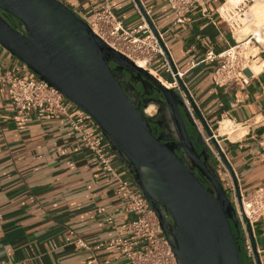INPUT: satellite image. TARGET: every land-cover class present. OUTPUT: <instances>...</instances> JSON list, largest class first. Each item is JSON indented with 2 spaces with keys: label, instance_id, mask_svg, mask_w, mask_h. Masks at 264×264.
I'll return each instance as SVG.
<instances>
[{
  "label": "crops",
  "instance_id": "0c3cea01",
  "mask_svg": "<svg viewBox=\"0 0 264 264\" xmlns=\"http://www.w3.org/2000/svg\"><path fill=\"white\" fill-rule=\"evenodd\" d=\"M61 1L84 20L107 4L127 29L145 21L147 15L204 121L216 134L233 172L234 182L210 143V155L215 154L217 162L214 156L213 161L209 160L219 177V170L223 171L226 192L233 183L242 192L264 188V47L250 59L257 62L260 70L253 73L245 87L235 83L215 85V62L206 59L207 52L218 53L233 45L235 39L240 40L218 14V8L227 0H198L180 21L168 0H138L143 12L135 0ZM156 60L151 69L167 76L169 72L161 67L163 59ZM0 70L32 76L27 66L1 44ZM160 99L162 95L157 99L162 113L156 115L160 109L155 104L157 109L151 112V119L166 132L160 119L167 125L168 112L163 111L166 105ZM189 109L198 132L204 136L202 124L190 106ZM69 116L85 121L88 114L74 106ZM224 119L233 123V129L220 133L218 127ZM116 155L113 165L118 173L135 184L128 162ZM117 187L118 182L81 144L79 132L72 128L67 116L18 112L6 85L0 83V262L94 264V258L97 264L103 260L127 264L115 249L94 248L109 236L127 233L125 223L132 214L127 212ZM99 206L113 217L112 224L98 212ZM250 225L251 239L260 264H264V216ZM76 237L90 247H77L73 243ZM242 251L247 264H256L253 251Z\"/></svg>",
  "mask_w": 264,
  "mask_h": 264
},
{
  "label": "water",
  "instance_id": "95a60500",
  "mask_svg": "<svg viewBox=\"0 0 264 264\" xmlns=\"http://www.w3.org/2000/svg\"><path fill=\"white\" fill-rule=\"evenodd\" d=\"M135 2L142 10L139 1ZM9 16L21 23V29ZM144 18L163 45L147 15ZM0 44L96 121L115 153L126 159L155 209L178 264H243L233 205L210 163L209 147L189 106L234 182L233 172L165 48L174 79L189 105L174 88H167L147 69L108 46L61 0H0ZM124 72L149 80L160 92L169 104L170 125L183 147L152 128L153 120L136 104ZM186 123L193 126L191 135ZM194 166L209 182L207 187ZM144 168L150 172L157 198L146 187ZM247 229L255 263L260 264L249 222Z\"/></svg>",
  "mask_w": 264,
  "mask_h": 264
},
{
  "label": "built area",
  "instance_id": "2783aa9c",
  "mask_svg": "<svg viewBox=\"0 0 264 264\" xmlns=\"http://www.w3.org/2000/svg\"><path fill=\"white\" fill-rule=\"evenodd\" d=\"M197 1L168 0V3L175 10L178 15L177 20L180 21L184 12ZM250 1L252 0H227L218 8L219 16L226 21L231 31H237L243 25L242 20ZM13 21V24H17L21 29V23L15 19ZM85 21L108 46L124 54L135 64L137 59L143 60L147 70H149L148 67L156 63V59L161 57L163 59L161 67L165 68L172 78V81L164 79L168 83L165 86L174 88L184 102L189 105L174 79V74L166 60L159 39L145 21L127 29L107 4L95 9L93 15ZM254 42L260 44L252 33H247L240 40L235 39L233 45L218 53L207 52L206 59L215 62L212 73L215 85L235 83L240 87H245L249 84L254 72L249 69L248 65L250 58L254 55L246 56L244 53L247 50V45L250 46ZM178 75L180 76L179 72ZM0 83L6 85L10 101L18 112L34 111L40 114L67 116L72 128L79 132L81 144L94 154L100 166L118 182L119 197L125 203L127 212L132 214V218L125 223L127 233L109 236L95 244L94 248L115 249L121 257L127 260V264H178L170 238L164 232L155 209L137 183L134 184L120 176L118 169L113 165L117 155L96 121L89 115L85 121L71 118L69 116L70 108L76 105L58 88L38 75L25 77L11 70H0ZM213 134L216 138V134L214 132ZM203 140L210 150L213 149L210 146L209 137L203 136ZM217 159L223 164L220 157ZM227 193L238 222V240L243 250L252 253L247 222L252 224L264 216V188H257L249 192H237L234 185H231ZM97 210L107 223L114 222L113 217L105 211L104 206H99ZM165 218L171 222L168 213L165 214ZM73 243L81 248L90 247L79 237H76ZM91 262L97 264L94 262V258ZM108 262V260H103L98 264H108ZM0 264L9 263L0 262Z\"/></svg>",
  "mask_w": 264,
  "mask_h": 264
},
{
  "label": "bare ground",
  "instance_id": "6f19581e",
  "mask_svg": "<svg viewBox=\"0 0 264 264\" xmlns=\"http://www.w3.org/2000/svg\"><path fill=\"white\" fill-rule=\"evenodd\" d=\"M250 8H251V15L250 16H253L254 19H253V21H250V19H252V17L249 18V19H245L246 20L245 27H243L240 31L236 32V36H237L238 39H241L242 35L246 34V32H244V31H246L245 29L249 27V28H251L252 33L256 36V39L260 43L264 44V36L258 30L259 27H260V22L264 21V0H255L254 4L250 5ZM136 65L145 69L143 60L137 59ZM248 67L254 73H256V72H258L260 70V66H257L256 64L249 65ZM148 71L151 74H155V72L153 70H151V69H149ZM160 80H161L162 83L164 82L163 83L164 85H166V86L168 85V83L164 79L162 80V78H161ZM167 88H169V87H167ZM152 105H150V106L147 105L148 107L144 111L147 114V116L150 117V118H153V114H151V111H152L151 110L152 109L151 106ZM165 105H166V107L168 109V105L169 104L166 101H165ZM160 123L162 124L163 127L167 126L163 122V120H161V119H160ZM232 129H233V123L230 122L228 119H224V120L220 121V124H219V127H218V131L220 133L230 132ZM175 142H176L177 146L183 147L181 145L182 142L178 139V137H177V140ZM183 149H184L183 151L185 152V154L188 156L189 161H191V158H190L189 154L187 153L185 148H183ZM144 176H145V183H146L147 189L152 194V196L157 198L156 188H154L152 186V179H151V176H150V172L146 168H144Z\"/></svg>",
  "mask_w": 264,
  "mask_h": 264
},
{
  "label": "flooded vegetation",
  "instance_id": "af4514ba",
  "mask_svg": "<svg viewBox=\"0 0 264 264\" xmlns=\"http://www.w3.org/2000/svg\"><path fill=\"white\" fill-rule=\"evenodd\" d=\"M111 66H113V63H111ZM124 76L126 77L127 83H128V87L133 95V98L136 102V104L142 109V105H148L150 103L152 104H157L159 107V111H157L156 115L158 113H162V109H161V103L159 102V100H157L160 96V92L157 91L156 87L147 79H144L143 77L140 78L138 75H134L131 76L129 73L124 72L123 73ZM126 83V84H127ZM163 111L165 112L168 109L166 107L162 106ZM167 128H165L166 132L168 133L167 136L169 135V140H173L176 141L177 137L174 134V131L170 125V121L171 119L169 118V114L167 113ZM156 121V120H155ZM153 121L151 122V126L152 128L156 131L157 134H161L163 136V128L161 127V125L159 123H157L158 121ZM187 125V123H186ZM187 127V126H186ZM178 154H180L178 152ZM184 156L186 159H188V156L185 154L184 152ZM191 162V161H190ZM195 172L198 175V177L200 178V180L203 182V184L207 187L209 185V182L207 181V179L198 171V169L194 166Z\"/></svg>",
  "mask_w": 264,
  "mask_h": 264
},
{
  "label": "rangeland",
  "instance_id": "374dc122",
  "mask_svg": "<svg viewBox=\"0 0 264 264\" xmlns=\"http://www.w3.org/2000/svg\"><path fill=\"white\" fill-rule=\"evenodd\" d=\"M254 2H255V0H252V1H250V3L248 4V6H247V8H246V11H245V15H244V19L242 20L243 21V25H241L240 26V28H238V30L237 31H235V33L236 32H238V31H240L243 27H245V23H246V20L245 19H249V18H251L252 17V19H250V21H253V19H254V17L253 16H250L251 15V8H250V5H252V4H254ZM247 17V18H246ZM245 21V22H244ZM246 31H244V32H246V34L247 33H252V30H251V28H246L245 29ZM251 30V31H250ZM259 31H260V33L264 36V21L263 22H260V27H259V29H258ZM253 34V33H252ZM254 35V34H253ZM236 36V35H235ZM255 36V35H254ZM242 37H244V35H242ZM241 37V38H242ZM256 37V36H255ZM247 45V44H246ZM258 44L256 43V42H254V43H252V44H250V46L249 45H247V50L245 51V55L247 56L248 54H250V55H256V53L260 50V47H264V44H262V43H260L258 46H257ZM251 59V58H250ZM255 63H257L256 61H254V60H250L249 61V65H253V64H255ZM248 65V66H249ZM149 69H151V67H148ZM152 70V69H151ZM155 72V71H154ZM167 76H164V75H162V74H160V73H155V74H152V75H154V76H156L157 78L158 77H161V78H163V79H166V80H168V81H170V75L168 74V73H165ZM126 78V77H125ZM159 79V78H158ZM162 79V80H163ZM172 79V78H171ZM164 83V82H163ZM154 105V104H153ZM145 107H146V105H142V110L144 111V109H145ZM155 109H157V108H155V105H154V108H152V113H154L155 112ZM145 113V112H144ZM147 115V114H146ZM151 119V118H150ZM153 120V119H152ZM154 121V120H153ZM152 121V122H153ZM187 127V131H188V133L191 135L192 134V132H193V126H191L189 123H187V125H186ZM168 134L167 132H163V138H169V135L168 136H166V134ZM203 136V135H202ZM204 136L205 137H207V134L205 133L204 134ZM209 143H210V140H209ZM207 145V144H206ZM209 147V146H208ZM210 149V148H209ZM211 154V153H210ZM212 156H214V159H215V162H217V159H216V156H215V154H213V155H210L209 156V159L211 160V161H213L212 160ZM220 171V181H221V183H222V185L224 186V184H225V178H224V173H223V171L222 170H219ZM227 195H228V197H229V194L227 193ZM238 243H239V245H240V247H241V259H242V263L243 264H247V261H246V258H245V256H244V253H243V251H242V245H241V243H240V241L238 240Z\"/></svg>",
  "mask_w": 264,
  "mask_h": 264
},
{
  "label": "trees",
  "instance_id": "16d2710c",
  "mask_svg": "<svg viewBox=\"0 0 264 264\" xmlns=\"http://www.w3.org/2000/svg\"><path fill=\"white\" fill-rule=\"evenodd\" d=\"M8 20L13 24L14 21H13L12 17L9 16ZM32 75H34V74L32 73Z\"/></svg>",
  "mask_w": 264,
  "mask_h": 264
}]
</instances>
